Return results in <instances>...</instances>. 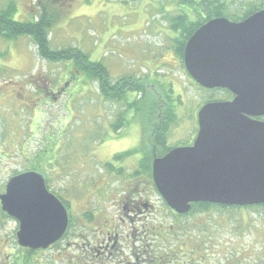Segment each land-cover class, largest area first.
I'll return each instance as SVG.
<instances>
[{"label":"rangeland","instance_id":"374dc122","mask_svg":"<svg viewBox=\"0 0 264 264\" xmlns=\"http://www.w3.org/2000/svg\"><path fill=\"white\" fill-rule=\"evenodd\" d=\"M182 1L0 0V11L11 8L17 22H37L46 12L52 50L80 51L101 65L111 84L124 77L147 79L146 98L152 104L170 84L177 110L175 123L165 135L167 148L154 150L163 152L191 145L198 110L226 96L194 83L174 52L178 35L169 27L176 14L188 11ZM219 1L230 16H244L264 5V0ZM85 72L76 73L73 63L41 58L26 35L0 37V181L8 184L31 169L33 161L40 167L50 163L51 191L68 200L69 213L89 215L87 224L75 220L61 236L64 241L57 242L62 248H73L58 257L68 264L75 257L83 260V249L75 247L85 246L84 236L94 243L111 232L121 240L131 235L132 228L142 227V219L123 212L122 202L127 199L147 200L154 208L148 218H155L156 225L170 223L158 194L142 183L147 175L137 169L140 152L153 148L148 112L138 114L131 108L125 114L126 105L106 100L98 81ZM128 97L131 101L134 94ZM149 120L160 123L163 116ZM191 212L195 215L184 218L183 225L193 224L189 227L203 230L211 239L204 242L209 264H264V206L212 204L206 211L195 207ZM16 231V224L5 219L0 264L7 253L9 258L14 256ZM96 244L86 245L87 250L91 252ZM51 254L56 253L47 252L49 261ZM88 259L90 264L101 257L90 253Z\"/></svg>","mask_w":264,"mask_h":264},{"label":"water","instance_id":"95a60500","mask_svg":"<svg viewBox=\"0 0 264 264\" xmlns=\"http://www.w3.org/2000/svg\"><path fill=\"white\" fill-rule=\"evenodd\" d=\"M188 76L232 100L209 102L196 114L191 146L170 150L152 164V181L174 212L193 203L228 207L264 205V8L240 22L219 17L200 26L183 49ZM2 211L18 222L21 247L46 249L65 232L63 205L41 175L10 179Z\"/></svg>","mask_w":264,"mask_h":264},{"label":"flooded vegetation","instance_id":"af4514ba","mask_svg":"<svg viewBox=\"0 0 264 264\" xmlns=\"http://www.w3.org/2000/svg\"><path fill=\"white\" fill-rule=\"evenodd\" d=\"M233 95H231L229 100H232ZM223 101V100H222ZM35 105V103H32ZM258 121H264V117L255 118ZM198 132V126L196 123V132L194 133V138L191 142L193 143L196 135ZM190 146V145H187ZM141 155L138 157V164L137 169L144 168L146 160L148 159L149 153V165H150V175H147L146 180H142V183L146 186H149L151 193L153 195H157L161 200L163 207H166V216L170 223L168 224H154L153 219L155 218H148L151 213H153V206L146 200H126L122 202L123 205V212L127 213V216L131 217L132 219L138 216V219H142L140 229L132 228L131 235H127V238H122L118 240L119 235L111 232L105 233V236H101L100 240H93L94 243H91L87 236H84L82 248L80 246L75 247V249H83V260H80L79 257H75L74 262L72 264H87V259L89 258V254L91 253L95 258L101 257V259H97L95 262L92 261L90 264H97L99 262H105L106 264H209V261L206 259L208 251L205 249V241L209 242L211 239L206 236V233L203 230L190 228L193 224H184L182 221L184 218L195 215L191 211L193 208L196 207L197 204L201 203H193L190 205V209L186 213H176L172 209H170L163 198L159 195L153 181H152V164L155 158H152V152H140ZM156 153V152H155ZM167 153V152H166ZM146 155V156H145ZM132 157V155L130 156ZM133 157H136L134 155ZM159 159V158H157ZM34 162V161H33ZM30 164L29 169L31 171L23 172L29 173L34 172L36 174L41 175L43 179L44 186L48 193L53 195L64 207L67 218L68 224L67 229H69L75 220L79 223L85 225L87 224V220L89 215L87 213H82L81 215L77 216L73 213H69V203L68 200H64L62 195H57L51 191L50 187L48 186L49 181V174L50 170V163L48 162L43 167L37 166L36 164ZM21 174V173H19ZM18 174V175H19ZM16 175V176H18ZM146 176V175H144ZM143 176V177H144ZM15 177V176H14ZM13 178V177H12ZM7 191V184L0 181V199L2 196L6 194ZM128 191V187L126 188ZM71 207V204H70ZM145 210L148 212L145 215ZM92 217H94L92 215ZM10 219L16 224V232H14V256L11 258L7 255L4 256L6 261H2L1 264H68L69 262H65V259H60L62 254L66 252H71L73 248H62L60 244L62 243L63 237L59 239L56 243L50 245L46 249H31L27 247H21L17 243V232H18V222L13 219L12 217L8 216L5 212L2 211L1 201H0V231L3 228L5 219ZM130 219V221H132ZM145 219V220H144ZM145 221V222H144ZM148 225V227H147ZM147 227V228H146ZM67 232V230H66ZM65 232V233H66ZM101 234L103 231L100 232ZM205 235V236H204ZM64 236V235H63ZM204 236V237H203ZM1 239V237H0ZM128 239V243H127ZM97 243V244H96ZM67 243L66 245H68ZM95 245L91 252L87 250L86 245ZM6 248V246H5ZM47 252H52L56 254L47 255ZM4 252L0 250V256L4 255ZM30 258V260L28 259ZM89 260V259H88ZM71 263V262H70Z\"/></svg>","mask_w":264,"mask_h":264},{"label":"trees","instance_id":"16d2710c","mask_svg":"<svg viewBox=\"0 0 264 264\" xmlns=\"http://www.w3.org/2000/svg\"><path fill=\"white\" fill-rule=\"evenodd\" d=\"M182 5L187 8L188 11L186 13L178 12L180 14L175 15V18L170 21L169 27L173 34L178 35L177 39L174 38L175 40H171L175 41L176 48H174V52L178 56L181 64L183 61L184 46L187 40L200 26L204 25L209 20L219 17L232 22H240L264 8V5L253 8L252 11L244 16H230L225 4L221 3L219 0H183ZM12 11L11 8L0 11L1 38H14L22 35L28 36L36 46L41 58L55 63H73L76 73L86 71L85 74L88 75L89 78H94L98 81V88L106 100L119 101V103H124L126 105V108L124 109L125 114L131 108H133L138 114H140V112H148L149 117H147V122L149 121L148 125H150L149 143H151L153 147L152 158L160 159L170 151H154L159 147L163 149L167 148L165 145V135L175 123L177 106L173 105V99H175V97L173 95V90L170 88V84L168 85V88L167 86L164 88H167L166 91L162 87L164 84L160 85L164 90V96L161 99L158 98V100L152 104V101H150L151 98H149V101H147L146 98V86L150 83L147 79L144 80L139 77H124L111 84L107 72L101 67V65L99 63L90 62L88 57L80 51L76 49L52 50L50 48L47 35L51 25L50 20H47L46 18V12H44L43 16L40 17L37 22H17L12 17ZM190 16H192V20H190ZM72 76H74V74ZM215 91L226 94L223 101L226 99L229 100L231 97V94L228 91ZM131 93L134 94V97L129 101L128 94ZM209 102L218 101L210 100L208 103ZM152 116L157 119L160 117L162 118L163 116V121L160 123L152 122L149 120ZM118 127L119 125L114 126V128ZM147 158L145 169L141 168V171L145 175H150V165L148 163L151 158H149V153ZM196 207L206 211L210 205L197 204Z\"/></svg>","mask_w":264,"mask_h":264}]
</instances>
